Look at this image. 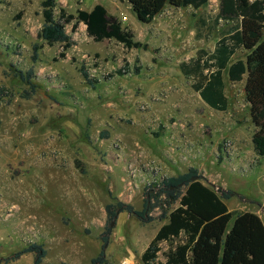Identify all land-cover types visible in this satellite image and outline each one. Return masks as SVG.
<instances>
[{
    "label": "rangeland",
    "instance_id": "1",
    "mask_svg": "<svg viewBox=\"0 0 264 264\" xmlns=\"http://www.w3.org/2000/svg\"><path fill=\"white\" fill-rule=\"evenodd\" d=\"M44 1L0 0V264H35L33 253L18 256L33 244L47 252L42 264H92L113 222L105 264H142L169 212L157 207L143 222L124 211L110 221L107 206L143 211L147 192L191 169L219 195L230 193V211L264 222V157L252 142L245 80L225 75L230 103L219 112L180 67L213 52L231 28L217 20L220 0L199 10L168 6L150 24L128 0H56L57 18L61 9L104 5L146 46L96 42L73 22L67 51L41 37ZM246 57L239 51L233 61ZM28 72L31 85L21 77ZM169 249L162 244L159 261Z\"/></svg>",
    "mask_w": 264,
    "mask_h": 264
},
{
    "label": "trees",
    "instance_id": "2",
    "mask_svg": "<svg viewBox=\"0 0 264 264\" xmlns=\"http://www.w3.org/2000/svg\"><path fill=\"white\" fill-rule=\"evenodd\" d=\"M137 17L150 24L168 6L175 8L206 7L210 0H128ZM56 0H45L42 4L45 19L41 37L51 46L61 43L65 51L73 41L67 34L66 25L83 23L88 36L96 42L115 40L129 49L145 48L135 41L132 32L123 27L121 20L109 14L106 7L97 4L91 11L79 10L76 15L61 9L56 17ZM218 22L232 23L217 42L213 52L200 50L195 58L181 63L182 73L194 81L193 88L213 110L226 112L229 98L226 94L225 75L233 83L243 82L245 97L255 133L252 137L254 150L264 157V0H220ZM40 47L35 46V56ZM239 51H246V60L233 61ZM66 54L61 53L65 58ZM83 76L93 84L89 73L82 69ZM22 79L32 84V72L22 74ZM198 176L199 180L192 178ZM164 188L155 195L146 193L143 211L125 203L108 205L109 220L118 212L127 211L143 222L153 220L150 211L159 207L169 212L164 224L141 257L142 264H264V222L254 212L230 211L225 200L230 193L219 195L205 184L196 169L164 182ZM155 199L156 203L151 204ZM112 227L107 226L101 235L102 248L92 264L106 263V250L110 243ZM179 240L177 244L174 241ZM170 243L165 261H159L162 244ZM36 255L35 264H42L46 250L37 244L31 245L21 254Z\"/></svg>",
    "mask_w": 264,
    "mask_h": 264
},
{
    "label": "crops",
    "instance_id": "3",
    "mask_svg": "<svg viewBox=\"0 0 264 264\" xmlns=\"http://www.w3.org/2000/svg\"><path fill=\"white\" fill-rule=\"evenodd\" d=\"M97 5V4H96ZM94 8V6L89 10V11H91L92 9ZM107 9V8H106ZM246 77L247 76H245V78H244V80L246 79ZM226 81V80H225ZM199 94V93H198ZM227 94V93H226ZM199 96H200V94H199ZM200 98H201V96H200ZM201 101L204 103V104H206L203 100H202V98H201ZM207 105V104H206ZM208 106V105H207ZM256 153V152H255ZM228 206V205H227ZM229 207V206H228ZM161 227H159V229H160ZM159 229L156 231V234H157V232L159 231ZM156 234H155V236H156Z\"/></svg>",
    "mask_w": 264,
    "mask_h": 264
},
{
    "label": "water",
    "instance_id": "4",
    "mask_svg": "<svg viewBox=\"0 0 264 264\" xmlns=\"http://www.w3.org/2000/svg\"><path fill=\"white\" fill-rule=\"evenodd\" d=\"M192 180L193 181L199 180V177L195 176V177L192 178ZM114 225H115V222H113L111 226L114 227Z\"/></svg>",
    "mask_w": 264,
    "mask_h": 264
},
{
    "label": "built area",
    "instance_id": "5",
    "mask_svg": "<svg viewBox=\"0 0 264 264\" xmlns=\"http://www.w3.org/2000/svg\"><path fill=\"white\" fill-rule=\"evenodd\" d=\"M220 6V5H219ZM219 6H218V8H219Z\"/></svg>",
    "mask_w": 264,
    "mask_h": 264
}]
</instances>
